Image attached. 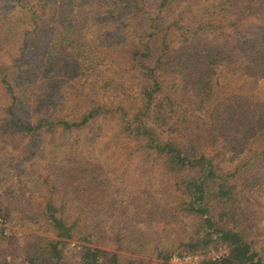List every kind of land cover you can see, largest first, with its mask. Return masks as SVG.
Masks as SVG:
<instances>
[{
  "label": "trees",
  "instance_id": "1",
  "mask_svg": "<svg viewBox=\"0 0 264 264\" xmlns=\"http://www.w3.org/2000/svg\"><path fill=\"white\" fill-rule=\"evenodd\" d=\"M18 146L36 172H0V218L28 181L40 233L0 246V264H71L68 242L80 264H110L101 185L176 223L172 245L198 264H264L249 214L264 197V0H0V170ZM126 236L137 264H169Z\"/></svg>",
  "mask_w": 264,
  "mask_h": 264
},
{
  "label": "rangeland",
  "instance_id": "2",
  "mask_svg": "<svg viewBox=\"0 0 264 264\" xmlns=\"http://www.w3.org/2000/svg\"><path fill=\"white\" fill-rule=\"evenodd\" d=\"M8 155H10V159L8 163H5L3 166L4 168L0 170V172L2 171V174L10 177L11 172L15 170L18 174L23 171L24 175L25 173L36 172V168L32 167V161L37 163L38 159L34 158L33 152L27 151L24 146H18L12 149ZM69 159L71 158L58 160L55 167H57V169H60L61 167L67 168L70 164H72V161ZM66 160L69 161L64 162ZM11 164L14 165L12 171L9 168ZM38 169L40 173L44 174L43 168ZM24 180L26 179L24 178ZM12 181L14 182V180ZM26 185L27 187L23 188L20 192L21 197L19 202L14 203L16 205L15 214L10 217L8 221H5L4 218H0V246L3 247L2 249L10 253L22 249L24 243V240L22 239L23 234H27L29 232L34 234L39 232V226L31 222V218H35L38 202L35 203L32 200L33 196L31 193L33 187L31 185L28 187V181ZM101 187H103L105 191L104 196H95V198L90 199L92 200V204L97 207L110 208V210H112L111 213L115 216L113 217V221L108 223L107 227H105L106 231L110 227L111 232L109 233H111L112 239L109 240L107 245L101 246L103 252L107 254L109 258L108 262L110 264H113L112 256L114 254L119 255V264H137V260L141 258L138 254L132 252V247H121L122 243H120V238L123 239V243L124 241L126 243L129 242V237H127L126 234H131L135 239L143 241L148 239L152 242L155 246V256H158L159 252L163 253V256H166L168 252H172L171 259L168 262L169 264H198L202 257L205 256L204 252H199L197 255L194 253H186L182 255L180 251H177L180 246L177 243L172 245L171 242L180 240L178 233L176 232V223H170L169 226H166L165 223L160 222L161 217H156L148 224L146 223L147 219H142L138 212L134 211L131 204L122 202L127 199L119 196L120 193H115L112 188L104 185H101ZM81 191L85 193L84 196H89L91 193L89 189L86 190L83 188ZM1 194H3V192H0V195ZM259 198L260 200L258 198L252 200L253 205L249 214L253 212L252 215L254 216V222L252 223V240L255 242L253 244L254 249L264 262V197L259 196ZM97 223L101 224L103 227V224L99 220H97ZM123 235L124 237H122ZM78 252V245L76 243H66L64 248L65 257L69 256V259H72L70 255H74V261L71 264H80L76 255ZM225 252L226 251H217L213 248L206 256L215 257Z\"/></svg>",
  "mask_w": 264,
  "mask_h": 264
}]
</instances>
